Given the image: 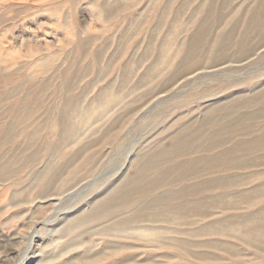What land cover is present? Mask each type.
<instances>
[{
    "label": "rangeland",
    "instance_id": "rangeland-1",
    "mask_svg": "<svg viewBox=\"0 0 264 264\" xmlns=\"http://www.w3.org/2000/svg\"><path fill=\"white\" fill-rule=\"evenodd\" d=\"M262 92L264 0H0V264H207L194 255L208 245L237 254L220 264H264L260 148L226 162L222 180L235 184L194 199L203 217L148 213L178 185L116 207L128 185L143 188L133 180L152 155L169 166L177 155L162 154L201 125L216 134L222 117L241 124L248 113L237 132L264 127ZM190 157L204 168V153Z\"/></svg>",
    "mask_w": 264,
    "mask_h": 264
},
{
    "label": "bare ground",
    "instance_id": "bare-ground-1",
    "mask_svg": "<svg viewBox=\"0 0 264 264\" xmlns=\"http://www.w3.org/2000/svg\"><path fill=\"white\" fill-rule=\"evenodd\" d=\"M253 19L255 25L254 27L248 29L247 31L248 34L255 33L259 25L262 24L259 14L256 15ZM207 34L208 31L204 29L200 31L198 33V36L193 39V41L190 44L191 51L189 52L188 56L184 61L185 66L191 64L195 60L197 54L201 52L202 50L201 47L203 43L202 41L206 40L205 37L207 36ZM226 41H227L226 42L227 45H231L235 43L232 37L228 38ZM46 64H49V62H46ZM112 101H114V99ZM253 103L264 104V93L262 92L257 97H255ZM230 107L223 105V106H218L213 110L218 112L219 115L224 114L226 111L229 110L228 112L225 113L228 114L231 111H235L237 107V103H232ZM241 116L245 118L243 120L240 119L241 124L235 122L236 118H233L232 116L227 118L222 117L221 123L218 124L221 126V128L218 130L216 134L215 131H213L215 127H210L206 129V127H203L204 124L201 125L198 128V130L192 134L193 136L192 139H190L189 144H185L184 146V144L179 142L178 146L176 145L175 148L169 151H165L166 154H162V156L172 155V154L177 155L176 158L173 161H171V164L169 166L165 165V163H161L158 166H155L154 164L155 163L158 164V158H160L161 156L159 154L152 155L154 158V162H153L154 164L152 165L153 158H151L152 160L150 161V165L146 167L141 178L137 179V181L133 180V184L136 183L140 184L143 186V188H141L140 186H136L134 188L135 185L132 184L128 185L130 187H127L125 189L124 191L125 195L119 198L121 199L120 201H122L121 202L122 205H120V207L119 205H117L116 207L123 208L128 205L135 206L138 204L136 199L138 200L139 198V200L143 203L145 200V194L151 195L155 189H160L164 187L165 184L172 186L178 185L177 188L178 190L175 192V194H170L171 196L168 197L166 196L162 197L163 200L161 201L162 205L160 209L157 210L155 208L148 209V210H152V212L148 211V213L152 214L153 217H155L153 219L162 216L165 212L170 213L173 216H180L181 218H187L190 215L197 217L205 216V214L202 215L200 214V210H202V208L205 207V202L204 201L194 202V199H198L202 197V196L199 197V195L201 193L203 194L204 192H206V190H208L209 187L227 188L235 184L234 178H230L229 180H224V181L222 180L223 177H221V174L223 172L234 169L231 168L230 165H225L226 162L238 158L239 153H237V151H245L247 149L255 148V147L256 149L260 148L261 150H264V134L261 136L259 133V131L264 130V127H262L261 129H257L256 126H251L250 127L251 129L248 132H244V133H241L240 131L237 132L238 127L243 128V130L247 129V127L244 126L245 120H249L250 117L253 118L248 113L242 114ZM257 132L258 134L255 135V137H253L252 139H250L251 141L249 142L237 141V138L239 137L249 136ZM68 133L70 135L74 133L73 127L68 126ZM189 145L194 147H188ZM218 149L220 150L219 152L216 151ZM180 152H183L184 154L181 155ZM198 153L199 154L204 153V157H202V159H204V161L206 162V164H204L205 162L203 161L204 163L202 165H204V168L200 166V163L202 161L201 158L192 159V157H190ZM154 173L158 174V176L155 179H151V174ZM192 181L193 184L190 183ZM133 198L135 199L133 200ZM258 198L264 199V196L260 195V197ZM258 198L256 197L255 199ZM110 211H112V209ZM142 214L141 212H139V217L138 215L134 214L132 216L134 217V219L128 221L124 220L122 224L131 221H138L140 216L142 217ZM114 215H118V213L115 212ZM143 215H145V213ZM107 217L109 216H100V214L98 216L96 214V215H92L90 219L99 222ZM203 231L209 232L212 231V228L208 227ZM152 234L153 232H149L146 230L144 231L138 230L137 237L139 239L141 237V240L145 239L146 241H150V239L152 238ZM248 244H250V240L248 241ZM208 249L211 252L195 254L194 259L207 264H220L226 255H228L231 258L237 256V254L231 253L226 249L218 248L213 245H208ZM106 257L107 256L105 255L104 258ZM64 264H73V261L72 262L69 261Z\"/></svg>",
    "mask_w": 264,
    "mask_h": 264
}]
</instances>
